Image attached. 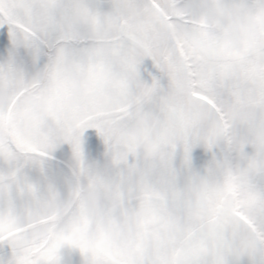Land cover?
I'll return each instance as SVG.
<instances>
[{
    "label": "snow or ice",
    "instance_id": "obj_1",
    "mask_svg": "<svg viewBox=\"0 0 264 264\" xmlns=\"http://www.w3.org/2000/svg\"><path fill=\"white\" fill-rule=\"evenodd\" d=\"M0 264H264V0H0Z\"/></svg>",
    "mask_w": 264,
    "mask_h": 264
}]
</instances>
